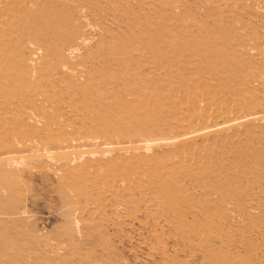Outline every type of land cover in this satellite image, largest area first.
Segmentation results:
<instances>
[{
  "label": "rangeland",
  "instance_id": "1",
  "mask_svg": "<svg viewBox=\"0 0 264 264\" xmlns=\"http://www.w3.org/2000/svg\"><path fill=\"white\" fill-rule=\"evenodd\" d=\"M115 1H128L156 38V71L144 68L156 104L128 78L134 90L108 84L101 103L63 87L23 115L19 96L0 89L16 121L8 138L35 140L26 153L0 141V164L20 169L0 185L11 191L0 198V264H264V0ZM126 11L104 21L115 34ZM85 28L95 43L124 37ZM226 111L239 116L234 124L181 135ZM134 137L150 141L141 159L102 144Z\"/></svg>",
  "mask_w": 264,
  "mask_h": 264
},
{
  "label": "bare ground",
  "instance_id": "2",
  "mask_svg": "<svg viewBox=\"0 0 264 264\" xmlns=\"http://www.w3.org/2000/svg\"><path fill=\"white\" fill-rule=\"evenodd\" d=\"M126 2L128 1L0 0V89H8V92L11 91V93H16L19 96V103L25 107L21 109L23 115L27 114L25 109L42 105L50 98V94L53 95L58 90L63 91V87L68 93L82 95V101L89 97L90 101L101 103L105 95L104 87L108 84L116 85L119 82L124 84L126 88L128 86L131 90H134L137 86L135 89L137 91L134 92L135 96H139V94L149 96L152 98V103L155 101L156 104V86H154L156 80L146 76L144 68H152L155 73L156 51L159 52L160 50L156 49V38L146 35L145 28H147L148 23L131 11H126L124 9L127 5ZM111 11L114 13L126 11L123 15L121 14V18L128 26L123 27V29L120 28L118 34H115L104 22L108 19V16H112L114 19V16L109 13ZM263 17L262 14V19ZM85 27H88V31H98L96 34L99 37L103 32L111 38L119 35H124V37L109 43H104L103 38H99L101 42L95 43L92 34L89 37L84 33ZM141 27L144 30H141ZM136 34L138 38L133 40L132 37L134 38ZM255 37L257 38V35ZM91 48H96L95 55L91 54ZM166 49L167 52L172 53L174 51L173 43L168 42ZM115 66H117L116 70H114ZM98 76L101 77L100 79L105 78L101 91H96L100 82H94V79ZM128 78L136 80V86L131 85L127 81ZM148 81L150 83L147 84ZM38 82H41L42 85L37 84ZM111 90V87L106 89L107 93H111ZM116 92L120 100L125 102V95H121L120 90ZM240 99L242 98L240 97ZM132 101H136V98H133ZM106 106L109 107V105ZM152 107L155 109L156 105L141 106V109L148 113L152 110ZM92 109L95 110V108ZM12 110L11 105L0 107V115H2L0 117V128L7 131V139L5 136H1L3 132H0V141L5 143L8 152H27L29 144L33 143L34 138L22 136V138L15 141L17 145H13L10 138H8L14 131V128H9V125L15 119L11 117L14 115ZM15 115H17L16 112ZM237 117H239L237 114L232 116L229 111H226L221 123L214 121L211 125H208L205 121L206 124L200 123L202 127L196 130L192 129L181 135L184 138L196 137V134L204 135L218 130L222 127V124L223 126L234 124L235 120L238 119ZM174 120V117L169 118L167 115L165 119L167 122L166 127L173 126ZM160 121L161 119L156 118V128L160 125ZM14 122L16 124L15 120ZM48 138L52 139L51 136H48ZM63 142L68 146L76 147L73 145L75 143L74 139H64ZM112 143L118 144L116 146L118 151L120 149H133L135 151L134 149H136L140 152L148 149V145H150L149 139L141 137L127 138L125 141H105L102 144L105 146L107 144L112 145ZM33 156L38 157L37 155ZM138 156L141 159L144 154L140 152ZM19 170L14 162L5 165L0 164V185L8 175H15ZM7 185L10 189L13 188L11 183ZM10 192V190L4 188L3 192L0 193V198H11L8 195Z\"/></svg>",
  "mask_w": 264,
  "mask_h": 264
}]
</instances>
